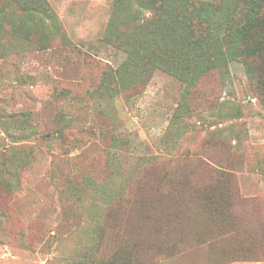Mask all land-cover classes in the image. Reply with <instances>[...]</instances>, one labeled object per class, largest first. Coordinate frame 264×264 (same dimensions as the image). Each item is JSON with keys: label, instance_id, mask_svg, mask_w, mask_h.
Listing matches in <instances>:
<instances>
[{"label": "rangeland", "instance_id": "rangeland-1", "mask_svg": "<svg viewBox=\"0 0 264 264\" xmlns=\"http://www.w3.org/2000/svg\"><path fill=\"white\" fill-rule=\"evenodd\" d=\"M47 1L61 33L56 20L44 25L24 9L40 0H0V264L119 256V199L163 219L142 222L135 212L149 264H264V101L244 64L209 74L190 100L161 70L145 88L125 80L106 91L105 60L115 68L125 58L101 41L113 0ZM198 156L233 172L250 200L233 208L246 215L239 234L223 232L206 209L210 181Z\"/></svg>", "mask_w": 264, "mask_h": 264}, {"label": "trees", "instance_id": "trees-1", "mask_svg": "<svg viewBox=\"0 0 264 264\" xmlns=\"http://www.w3.org/2000/svg\"><path fill=\"white\" fill-rule=\"evenodd\" d=\"M24 9L28 14H39L44 25L48 18L56 20V29H60L58 33L64 29L47 0H40L38 5L26 4ZM101 41L125 53L124 60L115 68L105 60L108 68L103 72V89L106 91L113 90L114 81L125 87V80L145 88L153 74L161 70L183 84L182 97L190 100L200 95L198 86L209 74L218 71L225 75L232 61H240L264 101V0H113ZM66 42L72 43L70 39ZM40 47L47 48L49 43ZM180 158L187 161L190 155L183 154ZM194 165L202 169L201 176L208 175L210 181L205 184L208 187L206 209L212 210L220 219L223 232H228L225 227H233L236 231L230 230L231 234H239V225L245 221L246 215L240 213L236 216L233 208L235 202L250 200L243 198L233 183V172L209 157L202 159L198 156ZM175 173L185 178L190 175L188 170ZM170 175L168 170L163 171L162 181L168 180ZM216 188L221 189L223 197L217 196ZM142 201L139 198L137 202ZM124 204L122 199L114 204L116 213L121 215L116 225L123 233L122 248L119 256L114 255L102 264H149L143 254L145 247L136 240L138 231L144 227L139 222L144 220L158 225L163 224V219L152 210L140 211L139 203ZM226 205L231 213L227 212ZM135 212L140 214V220ZM126 226L136 230L132 232L135 239L130 237ZM155 232L160 235L158 230Z\"/></svg>", "mask_w": 264, "mask_h": 264}]
</instances>
